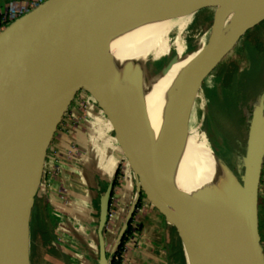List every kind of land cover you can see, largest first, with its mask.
Instances as JSON below:
<instances>
[{"label":"water","instance_id":"1","mask_svg":"<svg viewBox=\"0 0 264 264\" xmlns=\"http://www.w3.org/2000/svg\"><path fill=\"white\" fill-rule=\"evenodd\" d=\"M184 1L46 0L0 31V71L6 76L0 94V264H31L32 207L50 144L78 92L103 65L107 91L90 92L110 113L136 182L114 249L142 191L151 193L155 186L173 210L188 264H264L259 229L264 96L249 123L241 179L211 153L205 179L191 188L183 186L184 172L201 161L188 153L192 140L172 110L167 86L157 99L158 124L152 123L147 105L154 84L176 64L187 61L178 87L200 79L264 20V10L219 32L194 54L176 53L157 75L148 71L141 55H118L136 34ZM112 192L109 183L99 200L98 264H109L104 230Z\"/></svg>","mask_w":264,"mask_h":264},{"label":"rangeland","instance_id":"2","mask_svg":"<svg viewBox=\"0 0 264 264\" xmlns=\"http://www.w3.org/2000/svg\"><path fill=\"white\" fill-rule=\"evenodd\" d=\"M216 10L217 12H215ZM197 14L187 27L188 30L182 32L177 40L179 46L191 47L187 51L189 54L195 53L219 32L229 29L237 22L234 11L225 12L219 7H207ZM177 41L149 65L152 75L159 74L167 61L177 53ZM203 78H205L207 87L206 93ZM200 81L206 102V116L204 126L199 131L198 136L205 139L211 153L228 165L234 174L241 179L249 123L259 99L264 96V20L248 29L225 54L212 63L200 77ZM107 86V71L103 65L95 70L92 78L78 92L54 134L47 153L45 171L48 170L49 172V160H58L60 169L57 168L58 170L48 174L55 182L65 183L66 187L65 192L63 191L60 196L62 205H59L53 196L44 195V174L32 207L30 221L31 264H98V210L96 203L91 204V198L94 194L89 193L88 188L84 186L87 178L86 180L82 179L79 175L78 169L81 164V167L84 166V162L89 164L87 161L89 155L81 154L82 148H79L78 145L79 137L85 143L88 141L90 146L94 142V148L88 146L91 153L94 154L97 147H103L105 153L115 156L117 164H121L119 185L114 191V197H117L116 203L120 206L125 199L124 197L120 198L125 178L129 175L134 177V171H131L124 152L119 150L115 141L105 135L101 122L95 123L94 127L91 128V114L89 113H93L92 106L87 109L85 103L82 104V101L88 98L95 99L90 92L91 90L98 94V92L107 91ZM85 167L87 166L85 165ZM61 186L60 189L62 190ZM260 186L259 218L261 217L264 222V176ZM133 196L134 194H131L127 200H124V209L116 210V223L114 220L111 226L107 228L106 241L109 252L117 240ZM79 205H83V208L86 209L84 218L93 221V229L91 237L82 233L76 242L70 236L67 239L57 233L61 225H58L60 218L54 212L59 211L57 208H65L73 212L75 207ZM136 212H138V208ZM134 225L136 231L140 232V224L136 218H134ZM165 236L163 240L166 249L165 264H188L174 221L172 229ZM72 237H76V235L73 233ZM261 244L264 253V240H261ZM90 254L93 257H90Z\"/></svg>","mask_w":264,"mask_h":264},{"label":"bare ground","instance_id":"3","mask_svg":"<svg viewBox=\"0 0 264 264\" xmlns=\"http://www.w3.org/2000/svg\"><path fill=\"white\" fill-rule=\"evenodd\" d=\"M207 7H219L225 12L234 11L236 21L240 23L254 17L264 10V0L184 1L164 14L151 26L136 34V36L132 38L133 44L128 48H125L124 52H119L118 55H121L122 57L141 55L148 71L150 72L149 65L162 56L168 50L169 46L178 40L179 35L187 29L194 16ZM215 12H217V10ZM166 30L168 31L166 32ZM176 49L177 53L184 57L186 54L185 47L178 45ZM186 64L187 61L176 64L166 78L160 80L158 83H156V80L154 81L156 84H154L153 91L147 96V105L152 123L158 124L160 112L157 99L167 86L169 89V100L172 110L189 133L192 140V146L188 153L191 154L192 158L201 161V166H189L184 172L187 176L182 178L183 186L185 188H191L199 185L205 179V176L207 175L205 169L208 168V165L211 162V150L208 147L207 141L198 136L199 131L204 126L206 116V102L200 79L196 78L195 80L186 82L179 87L177 86L180 72ZM5 83V73L0 71V94L4 90Z\"/></svg>","mask_w":264,"mask_h":264},{"label":"crops","instance_id":"4","mask_svg":"<svg viewBox=\"0 0 264 264\" xmlns=\"http://www.w3.org/2000/svg\"><path fill=\"white\" fill-rule=\"evenodd\" d=\"M24 2L25 0H0V14L6 12L9 8L18 6ZM92 104L93 113H89L91 114V128L92 126L94 127L95 123L98 124L101 122L103 125V130L105 131V135L111 140L115 141L119 146V150L122 152L113 122L104 116V112L98 106H96L94 103ZM92 144L90 146L88 141L85 143L84 140L79 137L78 145L79 148H82L81 154L89 155V158H87L89 164L84 162V166L81 167V164L78 171L82 179L86 180L87 178V182L84 183V186L88 188L87 191L89 193L91 192L94 194L91 198V204H95L102 186H104L105 183L110 180L114 173L117 165V159L114 158L115 156L113 157L112 155L105 153L103 147H97L98 150L96 149L94 154L91 153L88 146L94 148V142H92ZM85 165L87 167H85ZM48 173V170L44 173V195L53 196L55 201H57V204L62 205L60 202L62 201L60 196L65 190V183H62V185L58 181L55 182ZM135 185V176H126L125 184L123 185V191L120 193V198L124 197L127 200L131 194H134ZM60 186L62 190L60 189ZM124 200L122 201L121 206L118 204V209H124ZM57 209H59V211L54 212V214L60 218L58 225H61L59 227L60 231L57 230V233L62 235L64 238L70 236L71 238H74L76 242L81 237L80 235L82 233L86 236H92L91 231L93 229V221L89 219L86 220L84 218L86 209L83 208V205L75 207L73 212H70L65 208ZM134 218L138 220L141 231L139 232V236L135 239V242L129 247L122 264H165L166 249L164 247L163 240L169 230L172 229L174 215L173 210L161 189L154 186L151 193H145L142 191V202L138 207V212L135 213ZM73 233L76 235V237H72ZM89 256L93 257L92 254Z\"/></svg>","mask_w":264,"mask_h":264},{"label":"built area","instance_id":"5","mask_svg":"<svg viewBox=\"0 0 264 264\" xmlns=\"http://www.w3.org/2000/svg\"><path fill=\"white\" fill-rule=\"evenodd\" d=\"M45 1L46 0H25L24 3H22V4L18 5V6L9 8L6 12H4L3 14H0V31L3 29V27L6 24L13 22L14 20L19 18L23 14H25V13L29 12L30 10L36 8L37 6H39L40 4H42ZM82 104H84L87 109H89V106L91 107L93 105L91 98L90 99L88 98V99L82 101ZM53 150H55V149H53ZM58 162L59 161L56 160V159L54 161L52 159L49 160V165H48L49 173H52V171L58 170L57 169V168H59V166H58L59 163ZM114 191H115V189H114ZM116 199L117 198H115L114 195H113V197L111 199L110 206H109L108 216H107V228H108V226L109 227L111 226V223L114 220H115V223H116V220H117L116 210L118 209V203H116ZM138 234H139V232L136 231V228H135V225H134V221H133V231L127 238V241H126V243L124 245V248H123V251H122V254H121V257L120 256L115 257L116 262L120 261L119 264L123 263V260H124V258L126 256L127 252H128L129 247L132 246V244L135 242V239L138 237ZM119 245H120V243H119ZM119 245H118V247H119ZM118 247L114 249L113 254L116 253V251L118 250Z\"/></svg>","mask_w":264,"mask_h":264},{"label":"trees","instance_id":"6","mask_svg":"<svg viewBox=\"0 0 264 264\" xmlns=\"http://www.w3.org/2000/svg\"><path fill=\"white\" fill-rule=\"evenodd\" d=\"M8 24H10V23H8ZM8 24H6L5 26H7ZM190 49H191V47L185 46V52L189 51ZM203 85H204V91L206 93L207 92V87H206V83H205V78H204V81H203ZM91 100H92V103H94L96 106H98L104 112V116L107 117L110 120V113L109 112L108 113L105 112V110L103 109L101 104L98 102V100H96V99H91ZM121 167H122L121 164H117L116 168L114 170V173H113L112 177L110 178V180H108L105 183V185L102 186V189L100 190L99 196H98V198L96 200V205H97V209L98 210L100 208V206H99L100 197L104 194V192H105V190H106V188H107L109 183H113V192H112V196H111V199H112V197L114 195V189L116 188L117 185H119V176L121 175ZM263 176H264V168L262 170L261 182L263 181ZM261 182H260V185H261ZM260 188H261V186H260ZM141 202H142V194L140 196L137 208L140 206ZM110 203H111V200H110ZM134 217H135V213H134L133 217L131 218V220L129 222V225H128V227H127V229H126V231H125V233H124V235H123V237H122V239L120 241V245H119L118 250L116 251V253L113 256H110V254L108 253V256L110 257V264H119L120 263V261L116 262L115 257H117V256L121 257L124 245H125V243L127 241V238L133 231ZM259 229H260V234H261V240L263 241L264 240V222L262 221L261 217L259 218Z\"/></svg>","mask_w":264,"mask_h":264},{"label":"flooded vegetation","instance_id":"7","mask_svg":"<svg viewBox=\"0 0 264 264\" xmlns=\"http://www.w3.org/2000/svg\"><path fill=\"white\" fill-rule=\"evenodd\" d=\"M98 210V209H97ZM98 219H99V210H98ZM97 227H98V222H97ZM106 232H107V222H106V226H105V230H104V238H105V244H106V248H107V241H106ZM97 238H98V236H97ZM116 243V242H115ZM115 243H114V245H115ZM114 245H113V247H112V249H111V251L109 252L108 250H107V255H108V253L110 254V256H113L114 254H113V249H114ZM113 250V251H112ZM98 251H99V245H98ZM109 257V256H108ZM109 264H110V257H109Z\"/></svg>","mask_w":264,"mask_h":264}]
</instances>
